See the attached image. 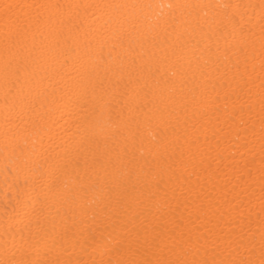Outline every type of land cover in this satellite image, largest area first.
I'll use <instances>...</instances> for the list:
<instances>
[{
	"label": "bare ground",
	"instance_id": "bare-ground-1",
	"mask_svg": "<svg viewBox=\"0 0 264 264\" xmlns=\"http://www.w3.org/2000/svg\"><path fill=\"white\" fill-rule=\"evenodd\" d=\"M0 264H264V0H0Z\"/></svg>",
	"mask_w": 264,
	"mask_h": 264
}]
</instances>
